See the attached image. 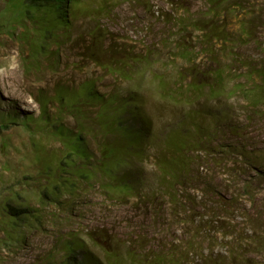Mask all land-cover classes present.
I'll return each instance as SVG.
<instances>
[{"label": "trees", "instance_id": "16d2710c", "mask_svg": "<svg viewBox=\"0 0 264 264\" xmlns=\"http://www.w3.org/2000/svg\"><path fill=\"white\" fill-rule=\"evenodd\" d=\"M35 1L52 15V28H65L70 18L79 15L110 18L125 2L139 6L168 29L159 41L173 40V56L186 64L177 72L180 89L170 90V83L161 74L156 76L160 99L183 109L182 120L159 135L153 116L146 117L138 101L122 100L109 108L116 96L105 99L94 92L93 81H84L79 86L83 95L66 104L76 132L53 126L62 156L54 176L40 172V203L61 207L69 201L61 200L63 195L75 194L77 181L79 185L96 183L106 198L132 197L161 234L159 239L148 236L144 228L123 238L105 228L87 231L83 237L70 232L59 241L60 260L50 255L53 264H264V146L248 141L253 124L264 123V48L257 40L252 12L241 0H202V8L194 11L181 0H159L168 11L154 9L152 0ZM222 17L235 21L230 24ZM111 34L93 27L88 32L93 45L90 54L100 67L129 78L132 63H142L151 54L118 53ZM193 39L200 42L199 48L189 44ZM248 44L260 52L256 56L241 53ZM194 53L203 55L205 67H197ZM104 55L111 58L102 62ZM93 101L98 102V110L89 122L101 138L96 142L97 157L84 138L85 109ZM130 102L135 106L128 110L125 105ZM235 106L241 114L234 111ZM141 112L144 117L139 119L133 114ZM40 117L49 124L43 108ZM147 159L152 161L156 179L145 186L139 174L132 176L128 170ZM216 173L222 175L225 194L213 181ZM30 209L5 204L10 219L36 216ZM88 243L99 250L100 257L85 252Z\"/></svg>", "mask_w": 264, "mask_h": 264}, {"label": "rangeland", "instance_id": "374dc122", "mask_svg": "<svg viewBox=\"0 0 264 264\" xmlns=\"http://www.w3.org/2000/svg\"><path fill=\"white\" fill-rule=\"evenodd\" d=\"M181 1L186 2L191 11L202 8V0ZM241 2L252 12L256 37L264 48V0ZM152 3L154 9L169 10L159 0H152ZM37 4L35 0H0V264H53L50 255L55 256V261L60 260L59 241L67 233L83 237L95 228H105L119 238L144 228L148 236L159 239L161 233H156L151 226L153 219L142 214L132 197L120 201L106 198L96 183L79 185L77 181L75 194L71 197L63 195L61 200L69 201L61 207L45 201L41 204L37 194L42 177L40 172L48 171L54 176L62 156L58 138L53 134L54 127L60 124L76 132L75 119L66 111V104L80 98L82 90L79 86L84 81H93V91L105 99L116 96L117 101L109 102V108L122 100V103L131 98L138 101L144 115L153 116L158 135L182 120V107L160 99L156 80L161 74L165 82L170 83V90L182 86L177 72L186 66L185 62L173 56V40L159 41L168 29L139 6L126 2L119 4L110 18L93 20L79 15L70 18L65 28L59 25L52 28V15ZM223 21L233 24L235 19ZM93 27L112 33L109 37L115 39L118 53L125 50L133 57L150 53V58L146 57L142 63H132L133 73L128 74L129 78L109 72L90 54L93 45L88 32ZM171 33L168 32L170 36ZM54 35L57 38H52ZM189 44L195 48L201 45L194 39ZM259 52L253 44L241 47L244 55L256 56ZM195 56L194 53L192 57ZM202 56L194 59L200 68L207 65ZM110 58L109 55L101 56L102 62ZM126 106L130 110L135 104L130 102ZM42 108L49 124L40 117ZM97 110L98 102H90L83 118L86 146L94 157H97L96 142L101 138L89 121ZM234 111L241 114L238 106ZM119 114L122 116L120 110ZM133 114L138 119L144 117L142 112ZM4 126L6 128L2 129ZM253 127L247 140L256 146H264V123L256 121ZM134 165L129 173L132 176L139 174L145 186L155 181L156 170L151 159ZM213 181L224 193L222 175L214 174ZM7 202L28 206L36 216L10 219L5 213ZM85 252L100 257L99 250L90 243Z\"/></svg>", "mask_w": 264, "mask_h": 264}]
</instances>
